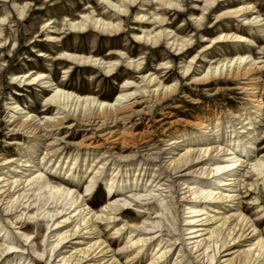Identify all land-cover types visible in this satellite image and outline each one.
Returning <instances> with one entry per match:
<instances>
[{"label":"rangeland","instance_id":"1","mask_svg":"<svg viewBox=\"0 0 264 264\" xmlns=\"http://www.w3.org/2000/svg\"><path fill=\"white\" fill-rule=\"evenodd\" d=\"M173 1L177 3L179 9L167 13L160 10L162 8L155 3L156 0H150L148 5L145 0H136L135 3L125 1L128 4L124 6L127 10L124 13L114 10L108 4H120L118 0H0V160L13 158L15 163H19L18 159L21 157H23L22 161H29L31 158L34 160L31 164L36 165L43 156L40 151L33 153L32 140L11 135L8 123L14 107L19 106L24 111H30L40 117L59 115L56 114L57 108L50 107L45 111L43 106L55 91L43 88L42 82L26 85L23 81L12 80L17 75L26 74L35 77L39 73H44L58 88L109 103H114L120 95L144 88L147 82V78H143L145 75L156 76V82H160L165 87L176 86L173 91L165 95L146 96L148 94H145L141 97L142 93L138 91V96L130 97L124 103L144 100L138 105L143 114L135 115L130 123L117 125L115 129L119 131L131 127L136 131L134 134H137L123 135L122 138L129 143L128 149L123 150L119 145L113 151L114 156L117 155L119 158L135 156V162L143 163L144 159L138 156H143L145 152L137 153V151L143 147L142 142H146L152 158L157 160L152 164L127 167L130 170L127 177H137L141 167V175L148 169L154 171L159 167L163 168L157 172V174L163 173L161 176L163 177L165 172L171 173L173 169L168 163L163 166L164 162H168L171 157L179 159L187 149H193V144L203 136L209 144L202 147L203 150L216 146L209 142H213L215 136L219 137L218 150L213 152L207 150L208 154L201 157L205 165L211 161L210 167L227 166L220 172L219 180L211 179L207 183L197 184L192 178L187 181L188 184L179 188V193L184 192L182 188L187 186L191 188V192L198 193L200 200L197 209H204L202 212L188 214L186 213L188 211L181 207V203L175 202L178 210L176 225L163 222L160 219L164 217L166 211L162 206V198L155 197V194L148 191L150 181L147 182L146 188L140 186L132 191L131 189L121 191L126 197L137 200L143 207L152 204L151 209H143L148 213L145 216L142 215L144 214L142 209L122 203L121 198H116L123 209V215L140 217L136 224L150 225L149 220L156 221L172 235L173 245L169 251L168 264H173L179 249L188 252L195 241L203 239L205 241L203 247L207 248L208 258L214 257L213 253L222 243L217 226L221 223L220 220L233 213H242L251 221L260 222L257 224L258 237L253 242L264 241L262 217L264 215L262 211L264 210V115L254 118L257 104L252 103L248 91L241 88L242 80L233 77L196 80L206 74L210 68L250 56L247 61L253 59L259 67L258 95L260 102L264 104V0H216L212 5H208L206 0ZM17 5L20 8L26 7L22 16L16 10ZM195 7L198 8L194 9ZM241 9L244 11H240ZM91 13H94L97 19L120 25V29L103 32L89 26L87 30L80 32L68 28V20L77 22L81 16ZM154 14L157 15L156 17L165 18V22L160 23L155 20ZM142 15L146 18L140 22L139 17ZM167 29L173 31L172 35L179 40L178 44L186 41H189V44L178 50L170 44L173 39L160 36L156 43H152L146 41L144 37L159 32L163 35ZM49 36L58 41H47ZM239 37H243L244 41L239 42ZM41 53L45 56L40 55ZM65 54L101 59L112 65V71H106L105 65L100 67L91 63H75L67 60ZM186 69L188 73H185ZM127 82L131 83L132 87L125 88ZM247 122H255L253 124L260 129L257 131L253 147L244 152L249 156L244 159L247 162L237 167L238 164L234 163V160L239 157V151L233 150L230 139H233L235 132L240 131L242 125L244 127V123ZM68 123L72 124L71 128H63L58 135L63 140L58 146L61 152H58L51 162L61 165L62 171L55 172L56 169L51 171L47 167L43 168V173L64 179L68 187L72 188L71 193L79 192L82 197L86 195L87 187L94 182L90 187L92 194L84 197L86 201L84 208L87 211L93 210L99 221L100 212L105 206L113 203V201L109 202L110 198L117 193L116 190L109 192L106 185L118 171L114 173L115 168L110 163L111 159L107 157L109 153H105L107 145L99 137H95L100 135V132L95 130L96 126H85L77 120H69ZM205 126H208L207 130ZM173 139H177L183 146L178 150H169L175 146L168 145ZM91 141L93 143L89 144ZM12 142H19L22 145ZM46 144L41 143L42 149ZM222 148L226 149L225 154L221 151ZM214 155L216 156L214 160L209 159ZM101 156L104 159H101ZM74 157H78V160L73 166ZM104 161L106 164L103 170L97 174L95 180H92V175ZM216 161L219 163H215ZM208 166L204 167L208 168ZM5 167H0V180L14 177L11 172H6L12 168ZM75 167L77 171L81 169L78 176L72 174ZM260 167L263 172H260ZM27 169L32 170L29 174L33 173V168ZM69 169L72 171L68 173ZM125 169L124 166L120 167L121 172ZM191 169L193 167L188 166L186 171ZM235 170H238L235 177L236 184L229 187L225 184L229 183L230 176ZM121 172L117 178L122 176ZM35 175L27 177L25 189L18 191L14 196L16 198L22 194L24 199L19 200L16 205L18 208L9 217L13 225L4 231L0 230V242L8 240V243L14 245L12 250L19 255L5 257L0 260V264H59L62 256H68L69 251L75 250L74 241L68 243L66 240L61 244L65 246L62 249L65 252L57 257L62 250L55 254L52 245L74 225L80 224L79 208L59 193L53 197L44 187L31 185L30 181ZM150 176H153L152 173L147 172L145 179L148 181ZM178 176L173 175L171 179L165 177L171 181L170 183L175 184V189L179 187L176 184ZM58 184H61V181H56L52 186L57 187ZM138 191H141L140 195H133ZM210 191L232 193L237 199L232 203L227 201L214 203V199L208 198ZM28 211L30 213H27ZM200 214L204 215L198 216ZM188 216H194L192 217L194 221L191 222L192 218ZM208 217H212V220L206 221ZM134 222L130 224H135ZM101 223L103 224H100L99 229L103 234L102 240L108 245L111 244L114 253L120 252L127 236L130 235L128 229L130 224L129 227L126 225L122 228V222L115 226ZM118 229L120 231L115 234ZM7 230L11 234L8 239L5 238ZM197 230L200 232L196 233ZM196 234L202 236L192 238ZM154 244L156 243L144 246V254L153 252ZM168 245L169 243L166 246ZM221 255L219 251V257ZM18 259L21 260L20 263L17 262ZM184 260L186 262L188 256ZM120 261L121 264L133 263L127 256H123ZM216 262L218 255L213 259V264Z\"/></svg>","mask_w":264,"mask_h":264},{"label":"bare ground","instance_id":"2","mask_svg":"<svg viewBox=\"0 0 264 264\" xmlns=\"http://www.w3.org/2000/svg\"><path fill=\"white\" fill-rule=\"evenodd\" d=\"M120 4H114V3H108L114 10L118 12H127L126 9H124L125 5L128 3H125V1H128L129 3H135L136 0H118ZM194 1H202V0H194ZM216 0H206L208 5H212ZM146 5L150 3V0H145ZM155 3H158L164 12H168L171 10H178V5L173 0H156ZM198 6V4H195ZM19 8V9H18ZM26 7H18L17 5V11L20 16H22L24 10ZM198 7H195L194 9H197ZM240 11H244V9H241ZM94 13H91L90 15H83L81 16V19L77 22L69 21L68 20V28L72 31H84L87 30L89 26H92L93 28H96L103 32H109V31H117L120 28V25L113 24L111 22H106L103 19H97ZM154 19L157 20L160 23L165 22V18L156 17L157 15L154 14ZM152 17V18H153ZM146 18L145 15H142L139 17L140 22H143ZM5 20H2L4 22ZM1 23V22H0ZM171 30L167 29V31L164 32L162 35V32L157 33L156 35H145L146 41H150L152 43H156L160 36H164L166 38H169L171 41V46L177 48L178 50H181L182 47L189 44V41L182 42L178 44V39L174 38L172 35ZM1 38V33H0ZM58 41V39H54V37H48L47 41ZM239 42H243L244 38L239 37ZM40 55L45 56V54L41 53ZM65 57L67 60H71L73 62H79V63H91L94 65H99L100 67H104V69L108 72L112 71V65H108V63L102 61L98 58H93L91 56L85 57V56H78L73 54H65ZM250 56L246 57H240L237 59L236 62H228L224 64H219L213 69H208L207 73L203 76L196 78V80H202L207 81L209 79H221L226 77H233L236 79L242 80V89L245 91H248L251 97L252 103L257 104V109L254 112V118L257 119L259 117H262L264 115V104L260 102L258 95V90L260 88L259 83V76L258 71L259 67L257 63L252 59L247 61ZM139 66H137L138 68ZM185 73H188V69L185 70ZM143 78H147L146 84H144V88L141 90H138L140 93H142L140 96L144 97L145 94H148L146 96L154 95H165L175 89L174 86H163L160 82H156V76H149L145 75ZM143 79V80H144ZM14 81H23L26 83V85H33L36 82H42L44 85L43 88H49L48 90L55 91L54 94L48 98L43 106L45 108V111L49 110L50 107L57 108V113L59 114L58 117L50 116V115H44L43 117L38 116L35 113H32L30 111L26 112L23 108H20L19 106L14 107L12 110L14 111L12 113V116L10 117L9 127H10V133L13 137H19L26 138L29 140H32L34 144L31 146L34 150L33 153L41 152L43 156L39 159L41 161L38 164L32 165L31 163L34 162L33 159L30 158L29 161H22L23 157L18 159L19 163H15V159L13 158H7V159H1L0 161V167L6 168L5 166H9L12 169H8L6 172H11L14 174V177L12 179H1L0 180V230L4 231L7 227H11L13 225V222L9 218L11 213L13 211H16L18 208L16 205L19 202V200H23L24 197L21 195H18L16 198L14 196L18 191L24 190L25 185L27 183V177H30L32 175H35L34 178L30 181L31 185H37L44 187L46 189L47 193H50L51 196H55L57 193L60 194V196H65L66 199H70L72 204H76V207L79 208L78 210V216L80 218V224L75 226L67 231L64 235H61L57 242L52 245V249L55 250V254H57L58 251L65 248V246L61 245L64 241L68 240V243L70 241H74L73 244L75 245L74 251L68 252V256H62L59 264H121L120 259L123 256L130 257V261H132V264H168L169 262V251L172 247L171 243V234L167 232L165 228L162 226H159L156 221H150L147 225L145 223H142L140 225L136 224L137 221L140 220V217H130L123 215V209L119 206V202L116 201V198H121L122 203H128L136 208L142 209V212L145 216V214H148L145 212V210H149L152 207V204H148L145 207L141 206L140 203H138L137 200H134L133 198L126 197L121 191L123 190H129L131 189H137L138 187L146 188L147 182H151L150 186L147 187L148 191H150L152 194H155V197H160L162 206L164 207V210L166 211V214L164 217H162L163 222L166 223H172L176 225L177 222V216H178V210L176 208V203H181V207L186 209L188 214H194L195 212H202L204 209L198 210L199 208V200L200 197L197 192H191V188L184 187L182 190L184 192H180V187L185 186L188 184L187 181L194 178L195 183L199 184L201 183H207L209 180L213 179L214 181L219 180V174L221 171H224V169L227 167L225 165H219V166H211L209 161L207 164L201 159V157L206 156L208 154V151H217L220 147V142L217 140V136L214 137L213 142H209L212 144H216L213 147H208L203 150L202 147L208 146V140L205 141V137L199 138L200 140L194 143L193 149H187L186 153L181 155L179 159H175L174 157H171L168 162H164L163 166H165L167 163L169 167L173 168L171 173L165 172V176L161 177L163 173L157 174L160 170L163 168H158L157 170H146L145 174L147 172L152 173L153 176H150V179L147 181L145 179V174L141 175L142 167L140 172L138 173L137 177H127V174L130 172L128 170L131 166L138 167L143 166L146 164H152L153 162H156L155 158H152V154L149 153L148 150V144L146 142H142L144 145L143 147H140L137 151V153H144L143 156L139 155L138 157H142L143 163H140V161L135 162V159L133 156L129 157H122L119 158L117 155L114 156L113 151L118 148L119 145H121L123 150H127L129 143H127L126 139H123V135H136L134 134V129L129 127V129H125L123 131H119L118 129H115L118 124H127L130 123L131 120L134 118L135 115L143 114V111L138 108V105L142 103L144 100L140 101H134L130 104H124L128 101L130 97L138 96L137 89L133 92H130L128 94L120 95L114 103L109 102H103V101H97L95 98H89V97H82L79 95H76L73 92L63 90L61 88H58L56 84L52 82V80L48 79V75L44 73H39L35 77H31L29 74L26 75H17L12 78ZM125 88L132 87V84L127 82L124 85ZM154 87V89H152ZM137 93V94H136ZM127 99V100H126ZM151 100V99H150ZM69 120H77L83 123L85 126H96V131L100 132L99 137L101 141L107 145L106 152L109 153V157L111 159V165L113 166L114 173L116 171L117 174L113 176L110 180H108L106 187H108L109 192L112 190H116L117 193L113 195L110 198L109 202H112L111 204L105 206V208L100 212V217L98 221V217H96V214L93 210L87 211L86 208H84V205H86V201L84 200V197L87 195L92 194L91 185L94 184L91 183L90 186L86 189V195L83 197L80 195V193L76 192V194H72V188L68 184L65 183L64 179H61L57 176H54L53 174H44V169L51 170L56 169L55 172L62 171L61 165L58 166L56 163H52L55 155L58 152H61V148L58 147L62 143V139L58 137V135L61 133V130L64 129H70L72 124H69ZM246 119H244L245 121ZM255 122H247L244 123V127L242 125V129L240 131H236L235 137L233 139H230V143H232V148L237 149L239 151V157H236V160H234V163L238 164L237 167L243 166L245 161V158H249L244 152L248 149H251L253 147L254 140L257 137V131L260 129L257 125L253 124ZM246 126V127H245ZM261 127V126H260ZM205 129H208V126H205ZM129 130V131H128ZM209 132V131H206ZM241 134V135H240ZM238 135V136H237ZM92 136L90 137V139ZM89 139V138H88ZM246 139V140H245ZM245 140L244 142H242ZM13 143V142H12ZM41 143H47L42 149ZM93 143L92 141L89 143ZM13 144L16 145H22L19 142H15ZM175 145L173 148L169 150H178L181 148L179 141L177 139H173L170 141L168 145ZM218 144V145H217ZM27 148V146H26ZM120 148V147H119ZM41 149V150H40ZM208 150V151H207ZM225 148H222L221 151H224V154L226 153ZM104 154V153H103ZM229 155V154H228ZM122 159V160H117ZM124 158V159H123ZM156 158H159V156H156ZM213 158V160L216 158V156H210L209 159ZM101 159H104L103 156H101ZM141 159V161H142ZM78 160V157H74V164H76ZM203 163V165H202ZM215 163H219V161H216ZM221 163V162H220ZM105 161L102 162V165L100 168L96 169V173L92 175V180H95L97 178V174L101 172L105 166ZM124 166L126 167L124 172H121L120 167ZM161 166V167H163ZM188 166L193 167L190 171H186L188 169ZM208 166V168L204 167ZM40 167V168H39ZM42 167V168H41ZM129 167V168H127ZM236 167V168H237ZM27 168H33V173L29 174L30 171ZM35 168L37 170H35ZM44 168V169H43ZM75 170L72 172L74 176H78L81 173V169L77 171V168H74ZM119 169V170H118ZM260 172H263V169L259 168ZM72 169L68 170V173L71 172ZM237 171L235 170L233 174L230 176L231 179L229 180V183L225 184L229 187H233L236 183V176ZM67 172V171H66ZM122 173V176H119L117 178V175L119 173ZM28 173V174H27ZM113 173V175H114ZM168 173V175H166ZM125 174V176H124ZM179 175L176 184L179 185L177 189H175V184L170 183L171 181L167 178H172L173 175ZM8 175V174H7ZM9 176V175H8ZM73 176V177H74ZM10 177V176H9ZM146 180V183L143 184V182ZM56 181H61V184H58L57 187L52 186ZM175 183V182H174ZM117 188H119L117 190ZM218 191V189H216ZM216 192V191H215ZM213 191H210L208 193V198L214 199L217 201V203L223 201H227L229 203L234 202V200L237 199L235 195L232 193H215ZM141 191L136 192L133 195H140ZM123 197V199H122ZM179 197V198H177ZM27 202V201H26ZM176 202V203H175ZM20 206V205H19ZM210 206V205H209ZM260 211V209L258 210ZM257 211V212H258ZM264 212V210H262ZM115 212V213H113ZM27 213H30L29 211ZM204 214H200L198 216H201ZM122 217V218H119ZM193 217L194 216H188ZM264 218V215H262ZM71 217H68V219ZM190 219V221H194V219ZM148 220V218L146 219ZM212 220V217H208L206 221ZM263 220V219H262ZM135 224H130V222H133ZM186 221V220H185ZM221 223L217 226L218 232H220L222 243L220 244V247L213 253L214 257L208 258L207 254V248L203 247L204 239L200 241H195L193 247H192V253L189 256V251L185 249H179L177 252V257L174 259L173 264H208V261H210V264H213V259L218 255V262L216 264H264V241L258 240L256 243L253 242L256 237H258V231H257V224H260V222L251 221L249 218L245 217L240 214L233 213L227 217H224L222 220H220ZM219 221V222H220ZM5 222V223H4ZM101 222H105L108 225L114 224L117 225L118 223L122 222L121 227L128 226L130 224V235L127 236V240L124 243V246L121 248L120 252H115L111 249V244H106L105 241L102 240L103 234L100 232V224H103ZM214 222V221H213ZM210 222V223H213ZM74 223V222H73ZM209 223V224H210ZM189 224V223H188ZM157 229V230H156ZM118 231L115 232L118 233ZM196 233L200 232V230L195 231ZM136 233V234H135ZM11 236L10 231L7 230V234L5 235V238L8 239ZM199 236H202V234H196L192 238H198ZM70 239V240H69ZM152 240V241H151ZM8 240H2L0 242V260H3L5 257H9L11 255L17 256L19 254H16L15 250H12L14 248L13 244H10L7 242ZM153 252H148L147 254H144L145 250H143L144 246L146 245H152ZM167 243H169L168 246ZM57 247L59 249H57ZM138 249V250H135ZM169 249V250H168ZM156 250V251H155ZM219 250L222 254L219 257ZM65 251H60L57 254V257H60L62 253ZM154 254V255H153ZM149 255H153L149 257ZM188 256V260L184 262V258ZM18 263L21 262L20 259L17 260ZM23 264V263H22Z\"/></svg>","mask_w":264,"mask_h":264}]
</instances>
